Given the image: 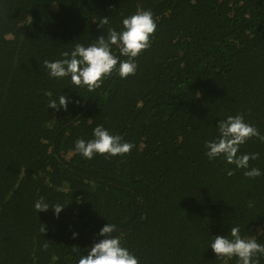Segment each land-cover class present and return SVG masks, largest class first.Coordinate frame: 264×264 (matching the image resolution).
<instances>
[{
	"label": "trees",
	"instance_id": "obj_1",
	"mask_svg": "<svg viewBox=\"0 0 264 264\" xmlns=\"http://www.w3.org/2000/svg\"><path fill=\"white\" fill-rule=\"evenodd\" d=\"M138 9L157 30L135 75L92 92L48 77L45 59ZM61 92L67 107L48 108ZM236 114L264 135V0H0V264H76L107 222L139 264H236L208 242L238 224L264 243V142L240 148L259 153L254 178L204 146ZM97 124L134 147L74 153ZM40 196L66 204L59 216L36 212Z\"/></svg>",
	"mask_w": 264,
	"mask_h": 264
},
{
	"label": "clouds",
	"instance_id": "obj_2",
	"mask_svg": "<svg viewBox=\"0 0 264 264\" xmlns=\"http://www.w3.org/2000/svg\"><path fill=\"white\" fill-rule=\"evenodd\" d=\"M108 22L109 17H101L98 28H105ZM105 30L106 35L95 38L92 43H75L70 50L62 51L60 58L45 59L43 68L48 77L67 79L71 88H84L92 92L114 72L121 79L135 75L138 68L136 58L151 46L153 34L157 30L152 11L138 9L122 17L119 30L111 27ZM70 102L71 97L61 92L48 100V108H66ZM216 129L217 135L205 141L207 158H222L226 164L234 165V169L227 170V175H232L236 169H243L246 177H260L261 170L249 166V161L256 160L259 153L240 152V148L253 137L264 142V135L240 114L220 119ZM133 147L132 143L111 133L103 124H97L92 129L90 139L77 138L73 141L74 153L89 160L104 154L123 156ZM65 205L61 202L51 203L47 197L40 196L34 201L33 207L37 213L51 208L54 215L59 216ZM39 230L44 233L45 226L41 224ZM116 233L115 224H104L86 254L82 252L78 255L76 264H139V258L122 243ZM258 234L264 235V230H258ZM72 235L75 238L78 233L73 232ZM208 248H211L216 259L229 261L235 258L236 264H259L260 258L264 257V243H260L255 236L242 235L238 224L233 225L227 234L212 236Z\"/></svg>",
	"mask_w": 264,
	"mask_h": 264
}]
</instances>
